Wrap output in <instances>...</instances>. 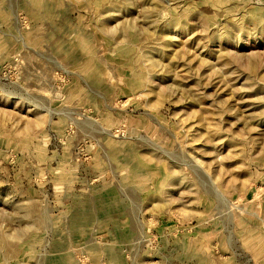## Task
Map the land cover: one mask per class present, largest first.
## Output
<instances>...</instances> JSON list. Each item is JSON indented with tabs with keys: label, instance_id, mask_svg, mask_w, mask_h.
Here are the masks:
<instances>
[{
	"label": "rangeland",
	"instance_id": "obj_1",
	"mask_svg": "<svg viewBox=\"0 0 264 264\" xmlns=\"http://www.w3.org/2000/svg\"><path fill=\"white\" fill-rule=\"evenodd\" d=\"M0 264H264V0H0Z\"/></svg>",
	"mask_w": 264,
	"mask_h": 264
}]
</instances>
